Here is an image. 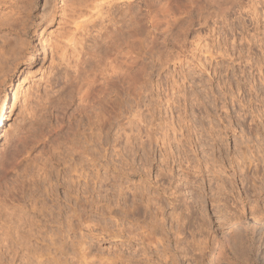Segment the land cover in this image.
I'll list each match as a JSON object with an SVG mask.
<instances>
[{
    "label": "rangeland",
    "instance_id": "rangeland-1",
    "mask_svg": "<svg viewBox=\"0 0 264 264\" xmlns=\"http://www.w3.org/2000/svg\"><path fill=\"white\" fill-rule=\"evenodd\" d=\"M139 1L0 0V98L23 80L0 138V264L6 209L31 199L46 205V228L70 221L96 264L175 252L179 264H238L237 234L248 264L264 260V0L222 13L152 0L149 29ZM98 134L99 179L82 159L87 184H69L64 161ZM43 172L58 184L52 200Z\"/></svg>",
    "mask_w": 264,
    "mask_h": 264
},
{
    "label": "bare ground",
    "instance_id": "bare-ground-1",
    "mask_svg": "<svg viewBox=\"0 0 264 264\" xmlns=\"http://www.w3.org/2000/svg\"><path fill=\"white\" fill-rule=\"evenodd\" d=\"M140 1H142L141 3H143L142 5L145 10V15L143 17L145 18L147 28L149 29V27L152 26L150 22L152 21V18L150 15V13H152L151 12L152 0H140ZM237 1L238 0H186L187 4H189L191 7L193 4L201 3L206 6L214 8L220 13L231 11L233 8H235ZM139 22L137 20V23ZM22 82H23L22 75H20L14 82L7 84L5 93L0 98V138H1L2 131L6 125V121L8 119V111L10 109L11 103L16 101L17 89L22 84ZM75 110H77V107L75 108ZM109 137L110 135L107 134L106 141H108ZM100 139H101L100 134L96 135L95 137L94 136L92 137L90 135L89 138H85L79 144L80 151L78 152V154L80 155L79 159L81 160L76 161L72 159V157L67 156L68 161L65 160L63 163V166H64L63 171L65 172L63 179H65V177L66 179L68 178V175H66L68 173H72L73 175L76 174L74 177L73 175H70L69 179H67L69 184L73 186L76 185L78 187L81 186V181H85L84 182L85 185L87 184L89 175L88 173H86V170H84V168L82 167V164H81L82 159L86 160L89 163L88 167L91 169L90 171L94 172V175H95L94 176L92 173V176H94V178H96L97 180L99 179V176H98L99 158L97 157L98 151L96 148H97V145H100L99 143ZM105 144L106 146L110 148L114 147V146H109L108 142H106ZM56 176L58 178L59 170L56 171ZM42 177H43L44 182H47L46 184H48V186L45 188V193L47 197H49L52 200V197H54V192H55L54 187H56L58 184H53L52 181L50 180V177L48 176L46 172L42 173ZM91 180H93V178H91ZM94 184H97V181H94ZM125 188L128 189L129 187L127 186ZM121 190L120 192L123 191ZM84 192H85L84 190H81L79 188V190H77V194L74 196V199L76 201L78 200L79 202H81L83 196H85ZM66 195L67 197L72 196L71 193L69 192L66 193ZM29 203L30 202L28 201V204ZM22 204L20 206L17 204L19 207L12 206L13 208L11 207L12 209L10 208V210L6 209L9 212L11 211L10 215L8 214L9 215L8 217H12V218H9V220L7 219L8 217L6 218V220H8L7 223L9 224L7 226L8 227L7 231L4 232L2 236V238L4 237L3 242L6 243V246L4 245V243L2 244V246L3 245L5 246L6 250L4 251H6L7 253L6 252L5 253L10 257L9 259V257L7 256L8 259L10 260V264H12L11 262H15L16 260L17 262H19V264H61L62 262L63 263L64 262H78V264H96L95 263L96 261H93L94 256L88 250L90 247L86 246V242L83 241V237L81 241H76V242L70 241V233L74 234L75 232L74 231L75 227L70 223V221H68L67 223L66 221H64L63 223L62 222L58 223L56 230H53L52 228L48 229L46 228L48 224L47 220H44V218L47 215V214L45 215L46 205L42 203V200L31 199V203L29 206L28 205L23 206ZM2 205L4 206V204ZM14 208L17 210L16 212L14 211L15 210ZM101 208L105 210L106 214L110 213L108 212L109 211L108 206L103 205ZM159 209L161 210L160 207L157 208V210ZM7 211H4V213ZM74 212H75V209H74ZM29 213H31L32 217L28 216ZM156 214L157 215H155L154 217L156 218L157 221H160V223H162L161 221H163L162 219H164L163 213L159 212ZM158 215L161 216L160 219H157ZM172 217H175V214H172ZM261 219L264 220V216L263 217L260 216L259 220L261 221ZM156 220L154 221V223L157 224ZM89 221L90 220L84 221L82 224H87V222ZM79 224H80V221H78V225ZM229 228H232V230L235 231L240 227L237 225L236 227H229ZM104 230H106V228H104ZM144 233L145 232H141L137 235L139 239L141 240V243L143 245L146 244V246L148 247V250L152 249V247L154 246L155 251H153L152 254L155 253L154 255L157 256V258L160 257L161 255H159L158 249L156 251V248H158L159 240L157 239L151 240L145 235H143ZM121 234H124L123 230L118 229V232L115 235L119 238L124 237V235H121ZM236 238L239 241V244H237L235 241L230 244L228 242L229 238L224 236V239L226 240V242H228V246L230 247L232 251V256H231L232 259H236L240 261V262H233V263H238V264L251 263V262H248L250 261V259H252L250 258V250L247 248L245 252L244 251L240 252L238 249L239 245L242 246V249L245 248L244 244L247 241V238L246 240L243 239L242 234H237ZM166 239L170 242L171 238L168 236V233L166 234ZM128 240L131 241L130 238H128ZM69 249L72 250L71 253L68 252ZM75 250L77 252H74ZM162 251H163V256L161 257H165V259H167L166 258V247L164 248L163 246ZM175 255H176V252L172 254V256H169L170 258L172 257V259H174L173 260L174 262H146L145 264H179V262H175V259H177L175 258ZM114 259H113V262H111L110 264H131L130 259H125L123 255H120V254L116 255ZM9 260L8 262H6V264L9 263ZM108 262L109 260L108 261L98 260L97 264H109ZM252 263L255 264V262H252ZM195 264H206V263L195 262ZM209 264H223V263L218 262L215 259H213L211 262H209ZM261 264H264V260H262Z\"/></svg>",
    "mask_w": 264,
    "mask_h": 264
},
{
    "label": "snow or ice",
    "instance_id": "snow-or-ice-1",
    "mask_svg": "<svg viewBox=\"0 0 264 264\" xmlns=\"http://www.w3.org/2000/svg\"><path fill=\"white\" fill-rule=\"evenodd\" d=\"M101 2L103 3V2H104V0H101Z\"/></svg>",
    "mask_w": 264,
    "mask_h": 264
}]
</instances>
